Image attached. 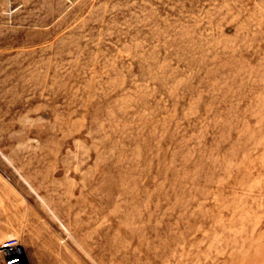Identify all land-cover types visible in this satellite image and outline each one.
<instances>
[{
	"label": "rangeland",
	"instance_id": "1",
	"mask_svg": "<svg viewBox=\"0 0 264 264\" xmlns=\"http://www.w3.org/2000/svg\"><path fill=\"white\" fill-rule=\"evenodd\" d=\"M0 264H264V0H0Z\"/></svg>",
	"mask_w": 264,
	"mask_h": 264
}]
</instances>
